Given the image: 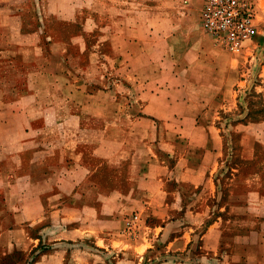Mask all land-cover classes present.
Returning a JSON list of instances; mask_svg holds the SVG:
<instances>
[{"label": "crops", "instance_id": "crops-1", "mask_svg": "<svg viewBox=\"0 0 264 264\" xmlns=\"http://www.w3.org/2000/svg\"><path fill=\"white\" fill-rule=\"evenodd\" d=\"M29 1L0 0V264H264V119L234 158L203 0Z\"/></svg>", "mask_w": 264, "mask_h": 264}, {"label": "rangeland", "instance_id": "rangeland-1", "mask_svg": "<svg viewBox=\"0 0 264 264\" xmlns=\"http://www.w3.org/2000/svg\"><path fill=\"white\" fill-rule=\"evenodd\" d=\"M253 1L258 23V34L256 37L240 52H232L215 42V44L221 49L226 50L234 55L233 57L236 58L234 60L237 61L235 63L241 65L242 67L241 75H243V78L246 82V88L243 90L242 94H240L242 97L241 101H239L238 104H232V109L225 112V114H227L226 118L228 119L224 120L226 132L223 133V137L227 148H229L228 151L231 152V148H234V158L239 157L240 149L242 147V137L244 134L242 127L244 123L248 121L264 119V73H262V66L264 65V32L262 31L260 25L262 19L258 16V10L256 7L257 1ZM37 2L43 4L44 0H30L27 3V6L33 9L35 5L37 6ZM132 2L133 3L130 7L131 11L136 15H139L138 12H142L143 15V0H132ZM202 3L201 23L202 10L205 0H203ZM32 4L34 6H32ZM32 13L35 14L36 11H32ZM210 37L212 38L211 35ZM255 159L257 164L253 167L254 170L257 169V171L264 175V142L258 141L256 143ZM248 168L251 169L250 166ZM261 191L264 194V186L262 187ZM228 232L229 230L227 233Z\"/></svg>", "mask_w": 264, "mask_h": 264}, {"label": "built area", "instance_id": "built-area-1", "mask_svg": "<svg viewBox=\"0 0 264 264\" xmlns=\"http://www.w3.org/2000/svg\"><path fill=\"white\" fill-rule=\"evenodd\" d=\"M202 26L217 44L240 52L258 34L254 1L205 0Z\"/></svg>", "mask_w": 264, "mask_h": 264}]
</instances>
